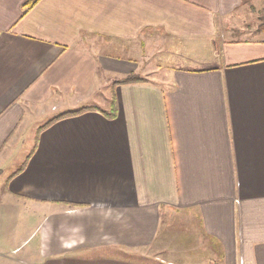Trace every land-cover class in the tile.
Segmentation results:
<instances>
[{
    "label": "crops",
    "instance_id": "crops-1",
    "mask_svg": "<svg viewBox=\"0 0 264 264\" xmlns=\"http://www.w3.org/2000/svg\"><path fill=\"white\" fill-rule=\"evenodd\" d=\"M27 1L0 0V264H264V33L235 26L264 0Z\"/></svg>",
    "mask_w": 264,
    "mask_h": 264
},
{
    "label": "rangeland",
    "instance_id": "rangeland-1",
    "mask_svg": "<svg viewBox=\"0 0 264 264\" xmlns=\"http://www.w3.org/2000/svg\"><path fill=\"white\" fill-rule=\"evenodd\" d=\"M236 13H237V22H235L236 23L235 26L237 28L243 27L245 30V31L242 30L241 35H239V38L247 39L248 37H257V34H255V31L258 30V25L260 24V19L264 18V10L252 11L250 9H243V5H242ZM224 35H225V37H228L227 34H224ZM146 76H148V77L150 76V78L153 77V79H155V80L163 78V75H152V76L146 75ZM139 77H141V76H139ZM112 93H113V91H111L110 97H111ZM98 95H100V97H97L98 99H100V101L95 102V103L99 106L107 107L108 106V100L110 99L109 96L107 95V93H103V95H102V92H101L100 94L98 93ZM67 105H69V103L64 104L63 106H67ZM54 109H53V111H50L51 109H48V113H46L45 115H41L40 119H38L36 121H34V119H33L32 121L31 120L26 121V122H23L21 124L22 125V131L24 133L23 141H25V146H24L25 150H27L28 147H30L33 144V136L35 133L33 128L40 126L43 123L45 124L48 119H52L60 113V110H57V109L54 110ZM18 156H19V158H22V154L21 155L19 154ZM186 220L185 219L178 220V222H176V224H175V227L180 229V230L185 229V227H186L185 224H187V223H185ZM202 242H204V241H202Z\"/></svg>",
    "mask_w": 264,
    "mask_h": 264
},
{
    "label": "trees",
    "instance_id": "trees-1",
    "mask_svg": "<svg viewBox=\"0 0 264 264\" xmlns=\"http://www.w3.org/2000/svg\"><path fill=\"white\" fill-rule=\"evenodd\" d=\"M38 0H28L25 5H27L28 7L33 6ZM258 31L261 33H264V18L260 19V24L258 25ZM146 80L144 78L139 77L137 74L131 73L128 74L127 76L117 79L113 82V85H125V84H133V83H141V82H145ZM112 103H113V107L111 109V113L110 114H106L108 118H114L116 116V103H115V94H112ZM91 108H80L77 110H72V111H66L63 113H60L58 115H56L54 118L50 119L49 121H47L44 125H42L39 129L38 132L41 131L42 129L48 127L49 125H51L52 123L64 119L66 117H70V116H74L76 114L82 113L86 110H90Z\"/></svg>",
    "mask_w": 264,
    "mask_h": 264
}]
</instances>
